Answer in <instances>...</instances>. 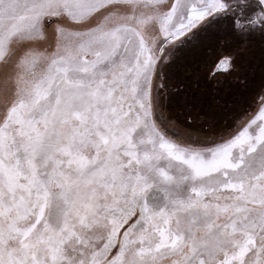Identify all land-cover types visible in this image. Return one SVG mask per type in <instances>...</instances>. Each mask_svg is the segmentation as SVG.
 <instances>
[{"label":"snow or ice","instance_id":"1","mask_svg":"<svg viewBox=\"0 0 264 264\" xmlns=\"http://www.w3.org/2000/svg\"><path fill=\"white\" fill-rule=\"evenodd\" d=\"M0 264H264V0H0Z\"/></svg>","mask_w":264,"mask_h":264}]
</instances>
